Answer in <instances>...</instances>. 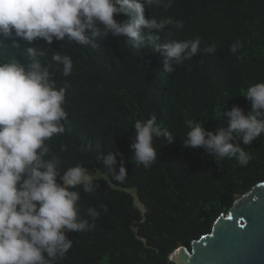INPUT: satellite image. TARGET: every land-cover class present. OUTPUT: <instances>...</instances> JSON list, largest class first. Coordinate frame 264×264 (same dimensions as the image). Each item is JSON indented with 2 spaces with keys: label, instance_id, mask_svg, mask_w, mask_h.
Returning a JSON list of instances; mask_svg holds the SVG:
<instances>
[{
  "label": "trees",
  "instance_id": "1",
  "mask_svg": "<svg viewBox=\"0 0 264 264\" xmlns=\"http://www.w3.org/2000/svg\"><path fill=\"white\" fill-rule=\"evenodd\" d=\"M148 8L157 20L171 18L184 24L182 30L166 26L162 41L197 36L202 40L201 51L174 65L171 73L164 72L159 53H136L123 36L98 37L96 48L65 41L49 45L41 39L21 45L45 48L48 59L53 50L59 51L74 62L69 77L63 76L62 68L53 69L58 87L69 85L66 131L48 142L63 160L61 172L78 162L89 172H95L93 168L106 172L96 157L113 151L116 170L122 160L128 173L125 182H113L136 188L147 208L144 215L136 207L143 209L142 202L137 199L135 205L131 193L97 179V191L81 190L79 201L81 216L89 206L99 212L95 227L68 233L73 247L56 264H174L168 258L172 251L180 245L190 247L209 233L237 194L264 181V134L251 145L240 141L251 157L247 166L235 159H217L203 148L183 146L188 120L215 132L227 126L223 113L233 106L245 114L251 111V102L242 95L250 85L264 81V0H173L167 9ZM236 40L242 47L233 54L230 45ZM213 44L214 54L203 51ZM9 56L13 54L4 53L5 59ZM17 59L24 62L23 56ZM153 114L174 140L154 139L157 160L145 169L136 163L130 144L134 122ZM89 144L91 150L80 151Z\"/></svg>",
  "mask_w": 264,
  "mask_h": 264
},
{
  "label": "clouds",
  "instance_id": "2",
  "mask_svg": "<svg viewBox=\"0 0 264 264\" xmlns=\"http://www.w3.org/2000/svg\"><path fill=\"white\" fill-rule=\"evenodd\" d=\"M172 3L173 0H0V264H56L65 258L73 247L68 233H83L95 227L99 212L89 206L81 216L79 201L81 190L97 191V179L131 193L135 205L137 199L141 201L136 188L114 183L125 182L128 173L122 160L116 170L117 154L113 151L96 157L106 172L93 169L101 171L103 177H97L79 162L61 172L63 160L52 153L48 142L66 131L68 114L64 105L69 85L65 82L58 87L53 69L62 68L63 76L69 77L74 62L71 55L59 51L53 50L48 59L45 48L21 45L41 39L49 45L65 41L96 48L98 37L123 36L136 53H159L164 72L171 73L174 65L197 55L202 44L199 36L162 41L160 33L166 26L182 30L184 24L171 18L157 20L151 17L153 9L148 6L167 9ZM241 47L236 40L230 51L235 54ZM203 51L214 54L216 46H205ZM5 52L13 56L5 59ZM18 55L24 57V62L17 59ZM242 96L251 102L250 112L245 114L241 107L233 106L223 113L227 126L215 132L188 120L183 146L203 148L217 159H235L240 166H247L251 157L240 141L251 145L264 134V81L250 85ZM133 128L132 155L138 165L150 168L157 160L154 139L172 143L174 136L157 123L155 114L137 119ZM61 150L66 148L62 145ZM87 150H91L90 144L80 148L81 152ZM142 204L144 210L136 207L145 215L147 208Z\"/></svg>",
  "mask_w": 264,
  "mask_h": 264
},
{
  "label": "water",
  "instance_id": "3",
  "mask_svg": "<svg viewBox=\"0 0 264 264\" xmlns=\"http://www.w3.org/2000/svg\"><path fill=\"white\" fill-rule=\"evenodd\" d=\"M168 258L174 264H264V181L237 194L209 233Z\"/></svg>",
  "mask_w": 264,
  "mask_h": 264
},
{
  "label": "rangeland",
  "instance_id": "4",
  "mask_svg": "<svg viewBox=\"0 0 264 264\" xmlns=\"http://www.w3.org/2000/svg\"><path fill=\"white\" fill-rule=\"evenodd\" d=\"M95 173L97 174V177H103V174L101 173V171L95 170ZM134 192V190H132ZM144 210V208H143Z\"/></svg>",
  "mask_w": 264,
  "mask_h": 264
}]
</instances>
